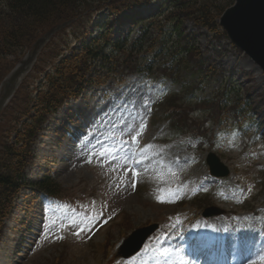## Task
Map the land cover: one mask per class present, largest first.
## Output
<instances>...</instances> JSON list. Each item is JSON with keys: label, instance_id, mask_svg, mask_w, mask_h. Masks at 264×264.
I'll return each instance as SVG.
<instances>
[{"label": "rangeland", "instance_id": "1", "mask_svg": "<svg viewBox=\"0 0 264 264\" xmlns=\"http://www.w3.org/2000/svg\"><path fill=\"white\" fill-rule=\"evenodd\" d=\"M168 5L169 0H150L138 10L148 17ZM124 15L119 20L123 21ZM109 17L106 9L95 12L89 29ZM117 26L115 39H122L131 30L129 24ZM139 28L130 32V40L138 37ZM183 28L194 34L197 48L204 60L218 69L217 74L200 80L198 75L184 71L183 84L159 83L140 75L119 83L113 75L104 86L94 87L87 98L61 109L35 145L37 158L28 170V178L39 182L51 172L58 184L56 197L70 202L71 207H61L46 197L35 207L32 202L24 205L18 200L13 219L2 227L0 264H111L112 258L114 264H199L197 254L210 248L218 264H225L239 245L244 256L240 264H264L259 259L264 256V245L256 243L264 234V119L255 117L256 123L241 126L225 121L227 126L223 124L216 138H208L209 133L199 143L190 135L202 134L203 130L196 127L181 136L167 127L161 113L184 103L191 108L186 122L203 125L207 112L199 109L205 104L199 102H209L227 90L232 91L235 100L236 94L243 102L249 98L259 100L264 95V73L231 44L221 28L213 33L197 29L191 22ZM169 37L167 46H173L177 38ZM171 93L177 94L176 102L171 99L164 105ZM229 109L235 116L230 106ZM3 110L0 109V143L9 126ZM152 110L155 114L151 130L144 127L134 140L141 118L145 123ZM230 118L233 117L225 116L227 121ZM139 138L146 140L147 147L133 159L132 151ZM210 152L230 169L228 178L209 176L206 159ZM201 195L211 197L207 207L217 205L229 213L202 217L184 230L179 214L189 213L192 207L184 209L180 202L191 197L194 206ZM201 208L203 212L206 209ZM124 223L128 228L123 227ZM150 224H159V231L132 261L121 262L117 257L120 244L133 231ZM203 224L216 232L208 231ZM109 235L116 247L105 257L104 241L110 239Z\"/></svg>", "mask_w": 264, "mask_h": 264}, {"label": "trees", "instance_id": "2", "mask_svg": "<svg viewBox=\"0 0 264 264\" xmlns=\"http://www.w3.org/2000/svg\"><path fill=\"white\" fill-rule=\"evenodd\" d=\"M149 2L0 0V86L40 38L56 26L72 21L44 46L31 72L3 110L2 116L9 120V126L0 143V224L21 197L35 202L41 193L58 196V184L50 172L45 173L39 182H31L26 172L36 159L34 146L50 116L57 114L71 100L86 96L93 86L104 84L111 75L124 77L125 71L152 76L161 74L177 81L182 79L184 71L205 77L218 72L213 64L204 60L194 34L186 33L183 27L186 22H191L197 29L206 28L217 33L220 29L218 21L233 0H169L167 7H159L158 11L143 17L138 8ZM102 9L110 13L109 20L105 19L90 30L94 13ZM122 13H126L123 21L119 20ZM125 24L140 27L139 36L130 40V30L124 39H115L117 25ZM169 34L175 35L177 40L173 46L166 47L170 42ZM67 39L75 42L67 43ZM78 42L80 45L76 47ZM149 55L153 57L147 60ZM245 76L249 78L247 74ZM231 92L224 91L221 97L204 102L201 107L205 108L209 121L223 124L225 116L230 115L243 122L249 120L251 107L263 114L264 95L256 101L249 98L250 103L246 102L244 106L241 96L236 94L238 99L235 100ZM224 96L228 97L224 100ZM176 100L174 96L172 102ZM182 105L168 109L173 111L170 119L177 123L172 126L181 130L197 127L199 131L203 130L201 135L205 138L209 132L206 121L202 122L203 125L198 122L189 124L186 119L190 117L191 108ZM229 106L235 116L227 111Z\"/></svg>", "mask_w": 264, "mask_h": 264}, {"label": "water", "instance_id": "3", "mask_svg": "<svg viewBox=\"0 0 264 264\" xmlns=\"http://www.w3.org/2000/svg\"><path fill=\"white\" fill-rule=\"evenodd\" d=\"M69 23L57 26L46 34V36L38 40L33 52L25 60L31 65L24 75L30 70L41 48L54 34L61 31ZM219 23L230 41L242 52L247 54L264 72V0H235L234 5L225 10ZM17 69L10 74L4 83V91L0 98V109L4 107L15 92L16 82L14 83V81L17 78ZM208 163L212 173L216 176H228L229 170L214 154H210ZM155 229L156 227H150L135 232L122 248V255L129 257L138 252L146 238Z\"/></svg>", "mask_w": 264, "mask_h": 264}, {"label": "bare ground", "instance_id": "4", "mask_svg": "<svg viewBox=\"0 0 264 264\" xmlns=\"http://www.w3.org/2000/svg\"><path fill=\"white\" fill-rule=\"evenodd\" d=\"M30 65L31 64L28 61H25L22 65H20L18 67V69H17V78L14 81V83L15 82H19L21 80V78L23 77V75L27 71V69L30 67ZM212 227H215V224L212 225ZM257 242H259V240ZM231 254H233V253H231ZM243 259H244L243 251H242L241 246L239 245L237 250L234 251L233 256H229L230 264H240V263L243 262Z\"/></svg>", "mask_w": 264, "mask_h": 264}, {"label": "snow or ice", "instance_id": "5", "mask_svg": "<svg viewBox=\"0 0 264 264\" xmlns=\"http://www.w3.org/2000/svg\"><path fill=\"white\" fill-rule=\"evenodd\" d=\"M158 98V97H157ZM147 107V105H145ZM146 127L144 121H143V118H141V124H140V128L139 130L136 132L135 136L133 137V139L135 140L136 137H138L139 135L142 134V131H143V128ZM101 156H104L105 154L104 153H100ZM99 214H102V213H99ZM85 229L84 228H81L80 231H84ZM76 235H79V232L75 233ZM259 259L264 262V256H260Z\"/></svg>", "mask_w": 264, "mask_h": 264}]
</instances>
